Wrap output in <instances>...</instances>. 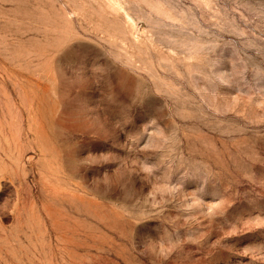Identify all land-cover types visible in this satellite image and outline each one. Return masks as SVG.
I'll return each mask as SVG.
<instances>
[{
  "label": "rangeland",
  "instance_id": "374dc122",
  "mask_svg": "<svg viewBox=\"0 0 264 264\" xmlns=\"http://www.w3.org/2000/svg\"><path fill=\"white\" fill-rule=\"evenodd\" d=\"M0 264H264V0H0Z\"/></svg>",
  "mask_w": 264,
  "mask_h": 264
}]
</instances>
